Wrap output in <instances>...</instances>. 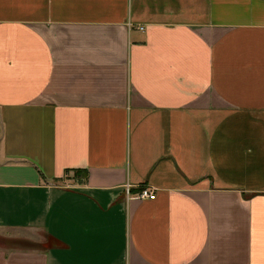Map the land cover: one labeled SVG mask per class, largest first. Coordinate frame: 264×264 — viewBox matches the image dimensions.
Masks as SVG:
<instances>
[{"label": "crops", "instance_id": "1", "mask_svg": "<svg viewBox=\"0 0 264 264\" xmlns=\"http://www.w3.org/2000/svg\"><path fill=\"white\" fill-rule=\"evenodd\" d=\"M0 264H264V0H0Z\"/></svg>", "mask_w": 264, "mask_h": 264}, {"label": "built area", "instance_id": "2", "mask_svg": "<svg viewBox=\"0 0 264 264\" xmlns=\"http://www.w3.org/2000/svg\"><path fill=\"white\" fill-rule=\"evenodd\" d=\"M127 193H128L129 197L133 196V194L131 192V185L127 186ZM137 197L140 199H146V198L156 199L157 198V192L150 187H145L137 194Z\"/></svg>", "mask_w": 264, "mask_h": 264}]
</instances>
